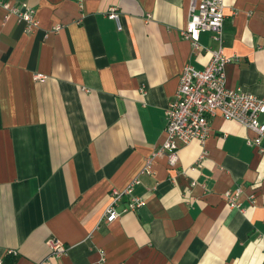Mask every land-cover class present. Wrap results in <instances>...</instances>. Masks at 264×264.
Instances as JSON below:
<instances>
[{"label":"crops","instance_id":"1","mask_svg":"<svg viewBox=\"0 0 264 264\" xmlns=\"http://www.w3.org/2000/svg\"><path fill=\"white\" fill-rule=\"evenodd\" d=\"M12 1L34 7L40 26L29 33L0 6V264L42 261L52 235L68 247L62 264H264L253 131L213 117L205 146L179 143L177 166L157 156L141 172L184 66L203 69L215 46L208 31L198 50L182 37L190 0ZM224 4L227 85L264 97V0ZM136 178L146 204L106 221L112 190ZM240 185L231 208L226 193Z\"/></svg>","mask_w":264,"mask_h":264},{"label":"built area","instance_id":"2","mask_svg":"<svg viewBox=\"0 0 264 264\" xmlns=\"http://www.w3.org/2000/svg\"><path fill=\"white\" fill-rule=\"evenodd\" d=\"M0 6L4 7L9 15L17 16L19 22H24L27 32L33 33L40 26L36 9L27 2L0 0ZM224 9V0H190L189 18L186 27L181 30L182 37L190 40L193 47L198 50L202 46L201 33L208 31L215 46L206 48L211 56L203 69H198L190 63L184 66L174 99L165 109L164 141L157 152L146 158L142 173L153 172L152 165L157 156H166L170 166H177L180 161L179 143L188 145L198 140L205 146L211 135V120L217 116L226 121H236L253 131L255 135L248 137L247 143L264 154V120L261 118L264 114V97H258L242 87L232 88L227 85L226 67L234 57L225 53ZM107 15L117 22L119 29H122L120 12L116 6H111ZM148 17L150 18L151 15ZM54 29L59 30L61 26L57 25ZM35 78L44 80L46 77L37 73ZM139 182L140 179L136 178L126 188L112 190V201L104 213L106 221H113L123 213L137 210L146 204L144 197L133 193L134 186ZM195 184L196 182L191 183L192 186ZM242 192L241 185L233 193L227 191L228 204L231 208L242 207L238 198ZM125 197L129 198L127 203L119 207ZM46 244L49 249L48 255L42 261L33 264H62L60 260L68 250L66 243L52 235L47 239ZM11 252L17 253L14 250Z\"/></svg>","mask_w":264,"mask_h":264},{"label":"trees","instance_id":"3","mask_svg":"<svg viewBox=\"0 0 264 264\" xmlns=\"http://www.w3.org/2000/svg\"><path fill=\"white\" fill-rule=\"evenodd\" d=\"M4 264H8L6 260L4 261Z\"/></svg>","mask_w":264,"mask_h":264}]
</instances>
